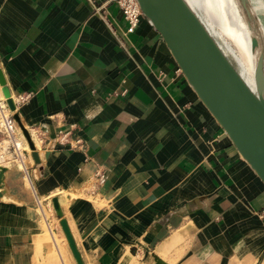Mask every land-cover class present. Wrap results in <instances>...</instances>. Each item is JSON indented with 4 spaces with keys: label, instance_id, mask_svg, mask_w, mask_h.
<instances>
[{
    "label": "crops",
    "instance_id": "crops-1",
    "mask_svg": "<svg viewBox=\"0 0 264 264\" xmlns=\"http://www.w3.org/2000/svg\"><path fill=\"white\" fill-rule=\"evenodd\" d=\"M125 27L112 0H0V72L36 152L27 176L5 167L0 264H75L60 218L82 264H256L264 184L151 24Z\"/></svg>",
    "mask_w": 264,
    "mask_h": 264
},
{
    "label": "water",
    "instance_id": "water-1",
    "mask_svg": "<svg viewBox=\"0 0 264 264\" xmlns=\"http://www.w3.org/2000/svg\"><path fill=\"white\" fill-rule=\"evenodd\" d=\"M142 16L151 24L167 47L187 84L231 141L241 158L264 184V40L248 0H236L249 29L251 46L258 48L252 71L253 89L241 79L196 17V27L183 17L177 0H136ZM0 91L36 160L33 143L20 124L10 93L0 72ZM53 208L59 214L54 200ZM59 225L75 261L79 253L63 218ZM154 264H163L155 260Z\"/></svg>",
    "mask_w": 264,
    "mask_h": 264
},
{
    "label": "bare ground",
    "instance_id": "bare-ground-1",
    "mask_svg": "<svg viewBox=\"0 0 264 264\" xmlns=\"http://www.w3.org/2000/svg\"><path fill=\"white\" fill-rule=\"evenodd\" d=\"M188 1L194 4L197 8L207 13L210 21V28L217 30L219 35L224 39V41H226V43L232 48L236 56L239 58V62L243 67V69L245 70V72L252 77L253 66L257 56L258 48H253L251 46L250 41H251V37L253 36V33L244 22L236 1L235 0H188ZM248 1H249L250 9L253 13L250 0ZM177 2L182 10L183 17L189 22L190 25L196 27V23L192 18V16L190 15V12L188 11L186 4L182 0H177ZM253 15L255 16L254 13ZM255 18L257 20L256 16ZM259 20L263 23V25L261 26H263V31H264V22L262 18H259ZM257 25H258V32L259 34H261L263 38V34L258 24V21H257ZM0 96H2L1 91H0ZM10 97L14 105V99L11 95ZM19 136H21L20 140H22L24 146L28 148V150L30 151L23 134L22 133L21 135L18 134V137ZM15 141L17 142V146L19 148V144L22 143L19 142L18 138L15 139ZM22 145L21 147H23ZM25 153L27 152L23 150L22 155L26 158ZM3 158L5 159V156ZM2 170L3 173L1 180H3V176L6 168ZM0 196H2V194H0Z\"/></svg>",
    "mask_w": 264,
    "mask_h": 264
},
{
    "label": "rangeland",
    "instance_id": "rangeland-1",
    "mask_svg": "<svg viewBox=\"0 0 264 264\" xmlns=\"http://www.w3.org/2000/svg\"><path fill=\"white\" fill-rule=\"evenodd\" d=\"M182 1L186 4V6L188 8V11L190 12V15L192 16V18L193 19L195 17H196V19L198 18L199 21L201 22V24L204 26V28L208 32V34L213 37V39L215 40V42L218 45L219 49L223 52V54L228 59V61L236 69V71L239 74V76L241 77V79L247 84V86L249 88L253 89V78L245 72V70L243 69V67L241 66V64L239 62V58L236 56V54L234 53V51L232 50V48L226 43V41H224V39L219 35V33L217 32V30L210 28V21H209V17L207 15V13H205L203 10L197 8L194 4L190 3L188 0H182ZM250 1H251L252 9L256 13L258 19L261 18L260 16H262V12H264V6H263L264 5V0H260V2H259V0L258 1L257 0H250ZM239 11H240V9H239ZM240 14H241V11H240ZM243 20H244V18H243ZM194 21H195V19H194ZM262 25H263V23H262ZM18 134L21 135V133H20L19 130L17 131V136H18ZM20 137L21 136L18 137V140H19L20 143H22V140H20L21 139ZM7 144H8V140L2 137L1 140H0V157H1L0 159L2 161L4 159L3 158L4 156H5V159L2 161V163L0 161V194H2L1 193V191H2V188L1 187H2V181H3V180H1L2 179L1 178L2 177V173H3V170L2 169H4L5 167L9 166L12 163L11 162V159H13V157L9 153H7V151H6V145ZM22 144H19V149L24 150L27 153L30 152L28 150V148H26L24 146V144L23 145ZM21 145L23 147H25V148L21 147ZM25 159L26 158L23 156V157H21V159H16L15 160V162L18 165L19 168H23L24 167ZM0 198H1V196H0ZM48 233H49V231H48ZM46 235H47V233H46ZM51 237L48 236L47 237V241H49V238L51 239ZM61 240H62V243L65 244V240H64L63 237L61 238ZM52 241H53L52 242L53 245L56 246L57 241L55 239H53V237H52ZM47 255H48V260H57V256H58L57 255V252H55V250H54L53 247L51 248V245H50V249H49ZM55 264H57V263H55ZM256 264H264V254L259 257V259H258V261H257Z\"/></svg>",
    "mask_w": 264,
    "mask_h": 264
},
{
    "label": "built area",
    "instance_id": "built-area-1",
    "mask_svg": "<svg viewBox=\"0 0 264 264\" xmlns=\"http://www.w3.org/2000/svg\"><path fill=\"white\" fill-rule=\"evenodd\" d=\"M116 3L118 6L122 18L125 21L126 27L125 32L130 33L133 32V30L138 25L139 19L142 16L138 3L136 0H112ZM27 96H17L14 99V107L16 109L17 105L25 101ZM13 112L9 110L5 97L0 96V140L1 138H6L8 140V144L6 145V151L9 153L13 159H11V162L15 164L16 159H21L23 157L22 152L23 150L19 149L17 146V142L15 139L18 138L17 136V124L13 118ZM65 134H62V137ZM69 146L73 148H79L81 146V139L79 137H73L70 140L66 141ZM28 153H25L26 155H30ZM22 169V172L24 176L26 173V167L24 166ZM27 176V175H26ZM32 188V187H31ZM261 214L264 216V208L261 211Z\"/></svg>",
    "mask_w": 264,
    "mask_h": 264
}]
</instances>
